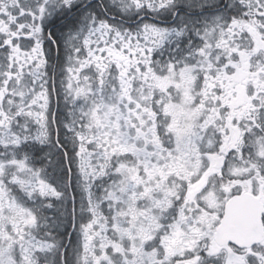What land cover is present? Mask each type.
<instances>
[{
    "label": "snow or ice",
    "instance_id": "obj_1",
    "mask_svg": "<svg viewBox=\"0 0 264 264\" xmlns=\"http://www.w3.org/2000/svg\"><path fill=\"white\" fill-rule=\"evenodd\" d=\"M0 264H264V0H0Z\"/></svg>",
    "mask_w": 264,
    "mask_h": 264
}]
</instances>
